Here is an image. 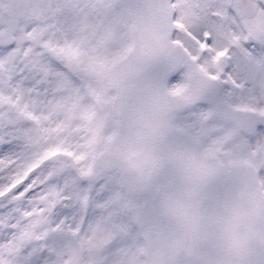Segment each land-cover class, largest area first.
I'll return each mask as SVG.
<instances>
[{"label": "snow or ice", "instance_id": "obj_1", "mask_svg": "<svg viewBox=\"0 0 264 264\" xmlns=\"http://www.w3.org/2000/svg\"><path fill=\"white\" fill-rule=\"evenodd\" d=\"M0 264H264V0H0Z\"/></svg>", "mask_w": 264, "mask_h": 264}]
</instances>
